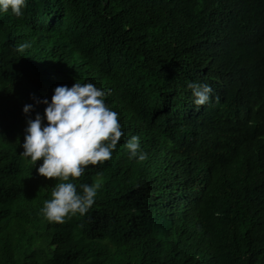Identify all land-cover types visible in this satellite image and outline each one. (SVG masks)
<instances>
[{
	"label": "trees",
	"instance_id": "trees-1",
	"mask_svg": "<svg viewBox=\"0 0 264 264\" xmlns=\"http://www.w3.org/2000/svg\"><path fill=\"white\" fill-rule=\"evenodd\" d=\"M0 13V264H264V0H26ZM27 45V47H21ZM108 91L121 136L84 215L23 157L25 104ZM189 82L208 83L196 106ZM218 97V100L216 99ZM47 123V121H45ZM138 136L147 159L130 158Z\"/></svg>",
	"mask_w": 264,
	"mask_h": 264
},
{
	"label": "clouds",
	"instance_id": "clouds-1",
	"mask_svg": "<svg viewBox=\"0 0 264 264\" xmlns=\"http://www.w3.org/2000/svg\"><path fill=\"white\" fill-rule=\"evenodd\" d=\"M26 0H0V13H11L17 17L23 14ZM21 47H27L22 45ZM196 106L207 105L212 99L213 89L208 83L189 82ZM108 91L93 83H74L71 87L60 85L54 89L51 101L37 99L36 104L46 105L44 114L30 117L33 104H25L27 124L24 130L23 157L36 164L38 174L46 178H60L52 191V198L45 200L40 209L49 222L62 223L66 217L84 215L94 204L101 185L82 184L77 191L70 177H80L88 165H97L110 160L124 133L118 120V113L106 105ZM218 100V97L216 98ZM47 121V123H45ZM130 158L139 161L147 159V153L140 152L138 136H132L126 143Z\"/></svg>",
	"mask_w": 264,
	"mask_h": 264
}]
</instances>
